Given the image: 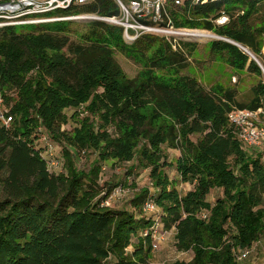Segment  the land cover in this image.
<instances>
[{"label": "trees", "instance_id": "trees-1", "mask_svg": "<svg viewBox=\"0 0 264 264\" xmlns=\"http://www.w3.org/2000/svg\"><path fill=\"white\" fill-rule=\"evenodd\" d=\"M202 1L170 5L172 25L238 43L264 67V4ZM55 14L114 17L120 8L115 0H94ZM222 17L230 20L220 26ZM75 24L0 29V96L13 118L9 126L0 121V264H105L111 256L113 264H151L152 238L143 236L153 225L143 211L151 195L164 211V229H176L178 249L194 253L190 263L176 264H235L234 248L264 240V163L241 148L228 116L235 108L264 110L261 68L234 44H211L230 66L259 79L252 100L238 103L230 90L207 89L186 73L194 44L153 35L127 44L117 25L87 21L79 32ZM117 53L140 64L136 78L123 71ZM81 106L90 116L63 132L65 111ZM38 130L62 145L65 175L52 174L36 149ZM166 149L180 152L175 163ZM82 153L91 162L86 170L78 166ZM136 157L155 188L134 197L139 219L103 205L116 185L102 195L99 184L105 164ZM173 164L180 182L164 172ZM179 183L193 189L182 195ZM217 189L223 196L212 204Z\"/></svg>", "mask_w": 264, "mask_h": 264}, {"label": "rangeland", "instance_id": "rangeland-1", "mask_svg": "<svg viewBox=\"0 0 264 264\" xmlns=\"http://www.w3.org/2000/svg\"><path fill=\"white\" fill-rule=\"evenodd\" d=\"M261 3L264 4L263 2ZM170 7L171 6L167 8ZM78 16H81V18L72 21L76 24L72 25L71 28L72 30L81 32L83 28L81 26H78V24L82 25V23H85L87 21H93V19L91 20L90 17H94V15L82 14ZM257 17L258 18H255L254 21L258 23L260 15H258ZM229 20V17H222L217 24L222 26L223 24H227ZM165 22L167 21L165 20L163 23ZM185 29L192 30L193 32H196L198 34V36L197 34L177 35L178 37L176 36V39H178V41L182 40L181 42L191 43L195 46V53L189 58L191 67L186 71V73L200 81L207 89H211L214 86H222L234 93L235 99L238 103L246 104L250 102L253 98V88L259 83L258 77L253 72H248L245 69L242 70L230 66L225 58H222L220 55L215 54V52L213 51V46L211 45L212 43L227 41L228 39L220 37L213 32L201 29L184 28V30ZM177 32L181 31L179 30ZM203 33L207 34L208 38H202V36L200 35H204ZM214 36H216L217 38ZM172 38L167 39L172 40ZM74 39L75 37H73L72 40ZM124 40L127 44L133 43L132 40L125 38V35ZM242 51L247 53L243 49ZM262 55L264 56V47L262 49ZM116 58L128 77L133 79L138 76L142 68L139 63H137L134 59L128 58L120 53L116 54ZM250 59L254 60L252 56H250ZM1 111H6V109H4L3 107V104L1 107ZM65 113L70 118L69 123L62 126V131L65 133H71L75 128H77V126L79 127V124L76 122L75 118H86L90 116V114L86 110V106H81L79 108H70L67 109ZM109 132L114 138L119 137V135L113 128H110ZM36 137L38 140H36L35 146L36 149L42 153V156L48 159V162L52 161L53 159L60 161V165L58 166L49 165L50 172L56 176L65 175L67 171L65 168V158L62 145L60 143H57L54 139L50 138L48 134L44 132V130H38L36 133ZM237 141L239 142L238 139ZM239 144L245 152H251V149L245 148L241 142H239ZM252 152L255 154L258 153L259 158H261V161L264 163V150H255V152L252 150ZM166 154L168 156V161L171 163H175L177 158H179L180 156L179 151L172 149H166ZM86 155L87 154L85 153L79 154L77 161L78 166L81 170L88 169L91 163L89 161V156ZM93 159L94 156L91 160ZM164 172L170 180L180 182V177L175 168V164H173L171 167L165 168ZM99 184L104 190V193L102 195H104L108 190H111V188L116 185V187L112 188L111 195L107 198L110 199L111 203V205L108 206L109 208L113 210H129L130 212H134L137 219L141 218V216L139 212L133 208L132 201L134 197L136 195H139L144 188L148 189L152 194L155 192V188L153 187V180L151 178V170L143 168L141 165H139L137 157L131 162H110L108 164H105L103 171L100 174ZM192 189L193 186L189 183H179V191L182 195H185ZM222 196V191L217 189L212 191V193L208 197V200L209 202L214 204L216 200L218 198H221ZM159 212L161 216L164 217V211L161 208H159ZM158 243L159 244L157 249H154L152 245V253L150 258L151 264H176L178 262L190 263L194 258L193 251H183L178 249L176 229L166 230L162 225V228L159 231ZM133 244L137 245L138 240L134 239ZM133 251L134 247L131 246L128 249V252L131 253ZM233 255L235 264H264V240L258 241L253 245V247L248 250H240L238 248H234ZM114 262L115 257L111 256L105 264H113Z\"/></svg>", "mask_w": 264, "mask_h": 264}, {"label": "built area", "instance_id": "built-area-1", "mask_svg": "<svg viewBox=\"0 0 264 264\" xmlns=\"http://www.w3.org/2000/svg\"><path fill=\"white\" fill-rule=\"evenodd\" d=\"M93 1L94 0H0V29L78 20L81 16H62L55 14V12L67 10L73 5L89 4ZM115 1L120 8L119 16L86 17L98 18L101 21L122 27L124 29L125 38L133 42L143 35L176 38L177 35L197 34L192 30L176 29L171 23L167 7L170 5L174 7L181 6L183 4L182 0ZM199 1L201 0H193V3H199ZM259 1L264 3V0ZM202 2L205 1L203 0ZM165 20L167 22L163 23ZM179 30L181 32H177ZM2 104L3 99L0 96V121L6 126H9L13 118L7 115V111H1ZM228 118L235 137L245 148L256 151L264 150L263 109L252 110L249 108H235L230 112ZM46 160L48 162V159ZM48 165L58 166L60 165V161L53 159L48 162ZM103 205L110 206V199H106ZM159 208L160 207L156 204L152 195L146 200L143 208L144 214L153 222L152 227L146 230L143 236H151L154 249L158 248L159 231L163 225V216H161ZM201 217L207 219L208 213H203Z\"/></svg>", "mask_w": 264, "mask_h": 264}, {"label": "water", "instance_id": "water-1", "mask_svg": "<svg viewBox=\"0 0 264 264\" xmlns=\"http://www.w3.org/2000/svg\"><path fill=\"white\" fill-rule=\"evenodd\" d=\"M91 20L93 19V20H99L98 18H90ZM229 43H231V44H234L235 46H237V47H239L241 50L243 49V47L240 45V44H238V43H235V42H232V41H229V40H227ZM244 50V49H243ZM249 54V53H248ZM250 55V54H249ZM251 56V55H250ZM254 61L258 64V66L261 68V70H262V72H263V74H264V67H263V65L261 64V62L255 57L254 58Z\"/></svg>", "mask_w": 264, "mask_h": 264}, {"label": "bare ground", "instance_id": "bare-ground-1", "mask_svg": "<svg viewBox=\"0 0 264 264\" xmlns=\"http://www.w3.org/2000/svg\"><path fill=\"white\" fill-rule=\"evenodd\" d=\"M204 34V33H203ZM197 36H198V34H197ZM200 36H202V38H208V36H207V34H204V35H200ZM213 37V36H212ZM214 37H216V36H214ZM217 38V37H216ZM243 47V46H242ZM243 49L247 52V53H249L251 56H252V58L254 59L255 58V56L248 50V49H246V48H244L243 47Z\"/></svg>", "mask_w": 264, "mask_h": 264}]
</instances>
